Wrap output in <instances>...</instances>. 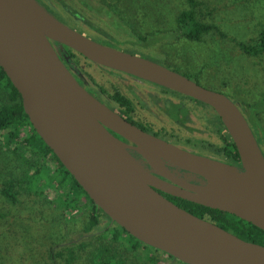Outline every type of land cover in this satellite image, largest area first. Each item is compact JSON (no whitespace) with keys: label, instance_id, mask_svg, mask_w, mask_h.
I'll return each mask as SVG.
<instances>
[{"label":"water","instance_id":"water-1","mask_svg":"<svg viewBox=\"0 0 264 264\" xmlns=\"http://www.w3.org/2000/svg\"><path fill=\"white\" fill-rule=\"evenodd\" d=\"M65 46L94 64L210 106L230 135L240 165L197 154L124 119L64 65L57 50L65 51ZM0 67L20 94L36 133L111 223L185 264H264L263 244L245 240L163 194L225 211L264 230V154L246 116L226 94L97 41L38 0H0Z\"/></svg>","mask_w":264,"mask_h":264},{"label":"rangeland","instance_id":"rangeland-1","mask_svg":"<svg viewBox=\"0 0 264 264\" xmlns=\"http://www.w3.org/2000/svg\"><path fill=\"white\" fill-rule=\"evenodd\" d=\"M77 1L83 4L84 0ZM84 2L94 6L93 9L96 10L93 12L90 7H80V12L85 13L82 19L90 22L80 24L78 29L89 37L125 49L127 46L124 43L116 42L113 38L132 37L134 30L144 35L150 33L152 35L147 42L135 45L136 54L197 80L205 87L223 92L236 102L240 109L239 102L253 103L264 98V53L257 56L247 55L231 40L232 37L245 42L256 39L264 23V0H195L196 17L203 22L215 23L224 33L222 36L211 30L197 40L188 39L174 31L177 27L176 14L187 8L186 0ZM149 30L151 31L147 32ZM79 61L84 63L83 66L104 84L106 89H110L113 83L118 86L128 85L138 93L155 89L146 82L131 79L123 72L105 69L93 62L86 63L82 58H79ZM7 97L1 87L0 105L8 101ZM142 98L148 100L145 94L138 99ZM174 99L178 100V96ZM188 102L198 108L199 113L195 115L201 121L203 117H210L214 113L207 105ZM175 104L177 103H174L172 108L178 105ZM190 114L188 117L195 116L193 112ZM197 117L195 124L197 120L200 121ZM259 117L264 120V109L259 110ZM195 134L198 136L199 132L196 131ZM202 135L200 139L203 138ZM192 142L196 146L203 144L197 138ZM25 147V152H18L26 156L33 147L24 145L23 148ZM200 147L194 148L193 152L209 155L207 150ZM45 162L50 170L54 169L52 162ZM24 169L25 165L15 158L7 149L6 142L0 138V187L18 179ZM30 179L29 183H33V178ZM38 185L35 191L27 184L17 187L20 193L16 203L6 201L0 194V264H65L61 258H54L55 251L60 249L58 244L74 239L79 232L89 227V206L81 205L78 208L72 197L73 193L67 186L56 191L53 187L41 186L40 183ZM27 189L30 191H26ZM79 197L77 203L81 204L82 195ZM111 242L114 241L109 242L111 246L124 247V244L121 246L118 241ZM133 251H127V257L125 256L128 264H140L142 261L146 264L147 254L153 253L150 248L143 249L140 244ZM133 256L137 259L139 257V261L131 263ZM154 256L157 259L155 264H185L168 257L163 251L160 254L155 253Z\"/></svg>","mask_w":264,"mask_h":264},{"label":"trees","instance_id":"trees-1","mask_svg":"<svg viewBox=\"0 0 264 264\" xmlns=\"http://www.w3.org/2000/svg\"><path fill=\"white\" fill-rule=\"evenodd\" d=\"M38 1L42 3L40 0ZM50 1L52 10L48 9L44 3L42 4L52 14H59L61 17L57 15L55 16L77 30H79L78 28L80 27V24L82 25L90 22V20L85 21L82 19V17L85 16V13L80 12V7H90L93 12L96 11L93 9L94 6H90V4L84 2L89 0H84L83 4H80L77 0ZM186 1L188 3L187 8L180 10L176 14L175 22L177 27L174 31H178L191 40H197L202 34L208 33V31L211 30L224 36V33L215 23L203 22L196 17L194 11L195 0ZM52 11L55 12L53 13ZM75 24L78 27H76ZM150 31L151 30L147 32ZM132 35V37H125L122 39L114 37L113 40L128 45V49L126 50L135 53V45L137 43L147 42L152 34L147 33V35H144L143 33L134 30ZM231 40H234L239 49L247 55L257 56L263 54L264 23L259 29L256 39L252 42L236 40L233 37ZM65 48L72 52L74 51L69 47L65 46ZM79 58L80 57L78 56L77 59L79 60ZM195 81L198 82L197 80ZM96 84L99 85L98 83ZM99 86L102 85L100 84ZM1 87L6 92L8 101L0 105V138L6 142L7 149L11 151L15 158L25 165V169L18 179L9 181L5 184L3 183L4 186L2 185L0 187V194L6 201L16 203L17 195L20 193V189L17 187L21 184L31 185L29 187L34 189V191L37 189V186H39L38 183H40L41 186L53 187L56 191H59L60 187L65 188V186H67L73 193L72 197L78 208H80L81 205L89 206L87 209L89 212L87 221L89 222V227L85 229V231L79 232L74 239L63 242L61 245L58 244L60 249L55 251L54 258H61L65 261V264H73L75 262L77 264H128V260L126 259L127 251L131 253V251L135 250L137 245L140 244L143 249L150 248L153 251L152 254H147L148 263L146 264H155L157 262V259L154 256L155 253L160 254L162 251L142 243L115 222L111 223L109 217L94 204L82 187L55 156L49 146H47L36 133L23 110L20 94L0 67V88ZM103 88L117 105L124 107L126 110L132 107L133 101H131V99L125 94L112 87L110 89ZM168 90H170L172 94H180L184 97H188L187 95L178 93L174 90ZM193 101L204 104L196 99H193ZM239 103L241 111L246 116L252 132L264 154V120L259 117V110L264 109V98L253 103ZM208 123L214 127L216 132V142H208L206 145L203 142L201 147L208 151L210 150L215 158L236 164L235 162L239 161V155L219 116L215 113L211 120L208 119ZM24 145L33 147L31 151H29V155H21L18 152L19 150H22L23 152L27 150L26 147L23 148ZM45 161L52 162L54 164V169L50 170L45 164ZM30 178H33V183H29ZM41 180L43 181L41 182ZM26 191L30 190L27 189ZM163 194L189 212L204 217L245 240L264 245V230L255 226L251 222L219 209L204 206L167 193ZM79 195H82L83 198L81 204L77 203L80 199ZM62 209L65 210L64 207ZM109 240L114 242L118 241L121 246L124 244V247L121 248L115 245L111 246ZM167 256L176 259L169 254H167ZM138 259L133 256L130 262H138ZM140 264H145V262L142 261Z\"/></svg>","mask_w":264,"mask_h":264},{"label":"flooded vegetation","instance_id":"flooded-vegetation-1","mask_svg":"<svg viewBox=\"0 0 264 264\" xmlns=\"http://www.w3.org/2000/svg\"><path fill=\"white\" fill-rule=\"evenodd\" d=\"M40 1L44 3L45 6L48 7V9L52 10L51 9L52 7L50 5L51 3L50 0H40ZM55 15L60 16L57 13ZM126 46L128 47V45ZM126 49L128 48L125 47V50ZM57 54L60 57V59L63 61L64 65L72 72V74L77 79V81L85 89H87L93 96H95L100 101L104 102L107 106H109L111 109L116 111L124 119L130 121L131 123L135 124L141 129L147 131L148 133L158 136L172 143L178 144L187 149H190L191 151H193L194 148H198V146L199 147L201 146V145L196 146L192 142L195 138L199 139L204 143L216 142V132L214 130V127H212L208 123V119L211 120L215 112L210 117H203L201 121V119L195 115V113H199L198 108H195V106L190 105V103L188 102V101L190 102L193 101L194 98L192 99L189 96L184 97L180 94L179 95L172 94L170 90H168V88L164 86L158 85L148 80L138 78L134 75L123 72L124 74L128 75L131 79L135 81L146 82L149 85L155 87L154 91L148 90L145 93H138L136 90L130 89L128 85L125 86L121 84L120 86H118L117 83L111 84L110 87H112L113 89H117L119 92L125 94L131 99V101H133L132 107L126 110L124 107H121L120 105H117L114 102V100L110 97V95H108V93L104 90L103 87H105V85L102 84L99 80H97L93 76V74L88 72L86 68L83 66L84 63H81L77 59V57L79 56L84 60V62L91 64L90 60H88L82 54L76 51L72 52L67 48H65V51L58 49ZM99 66L105 69L106 68L109 69L108 67L105 66H101V65ZM96 83H98L99 85L101 84L103 87L97 85ZM143 94L146 95L148 100L143 98L138 99L139 97H142ZM175 96H178V100L174 99ZM174 103H177L178 105L175 104L177 106L175 108H172ZM192 112L195 116L193 118L188 117L189 115H191L190 113ZM196 117L199 118L200 121L197 120L195 124ZM200 128L204 130H201ZM108 130L113 135L124 141L125 143L129 145H133L131 141L127 140L119 133L111 129ZM196 131L199 132L198 136L197 134H195ZM200 133L203 134L202 139L199 138L201 137ZM127 149L134 157L141 159L139 153H137L136 150L133 149V147H128ZM207 152L209 153V155L213 154L210 152V150L209 151L207 150ZM235 163L237 165H240V160L236 161Z\"/></svg>","mask_w":264,"mask_h":264}]
</instances>
